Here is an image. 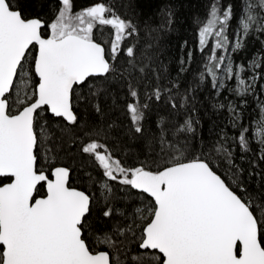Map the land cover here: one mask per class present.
I'll list each match as a JSON object with an SVG mask.
<instances>
[{
	"label": "snow or ice",
	"instance_id": "1",
	"mask_svg": "<svg viewBox=\"0 0 264 264\" xmlns=\"http://www.w3.org/2000/svg\"><path fill=\"white\" fill-rule=\"evenodd\" d=\"M0 264H264V0H0Z\"/></svg>",
	"mask_w": 264,
	"mask_h": 264
}]
</instances>
